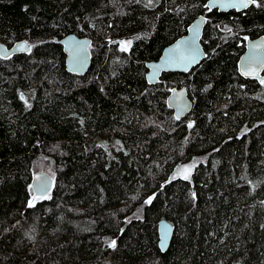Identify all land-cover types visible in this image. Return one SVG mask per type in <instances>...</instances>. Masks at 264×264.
<instances>
[{"label": "trees", "instance_id": "obj_1", "mask_svg": "<svg viewBox=\"0 0 264 264\" xmlns=\"http://www.w3.org/2000/svg\"><path fill=\"white\" fill-rule=\"evenodd\" d=\"M201 15L207 57L149 85L146 63ZM70 34L92 42L83 75L66 69ZM262 35L264 0H0V43L31 47L0 56V264H264V83L238 69ZM173 87L194 102L182 120ZM45 156L57 180L33 202Z\"/></svg>", "mask_w": 264, "mask_h": 264}, {"label": "water", "instance_id": "obj_2", "mask_svg": "<svg viewBox=\"0 0 264 264\" xmlns=\"http://www.w3.org/2000/svg\"><path fill=\"white\" fill-rule=\"evenodd\" d=\"M244 2L246 0H207V7L209 12L213 10L241 12L254 4L249 3L248 7H243ZM207 23V16H199L191 23L185 35L163 50L158 60L146 63L148 69L146 79L149 85H157L164 74L188 73L202 63L207 57L202 45ZM61 43L66 56L67 71L78 75L85 74L92 63L91 40L70 34L63 38ZM30 50L31 47L26 41L17 42L10 48L0 43V56L5 59L17 54L29 53ZM238 69L242 77L264 83V35L246 38V50L239 60ZM167 103L177 120H182L189 115L194 106L187 87L171 88ZM31 188L35 197L46 198L54 190V179L46 172H35L32 176ZM174 232L175 227L171 222L166 219L160 220L158 223L159 248L163 253L169 249Z\"/></svg>", "mask_w": 264, "mask_h": 264}, {"label": "rangeland", "instance_id": "obj_3", "mask_svg": "<svg viewBox=\"0 0 264 264\" xmlns=\"http://www.w3.org/2000/svg\"><path fill=\"white\" fill-rule=\"evenodd\" d=\"M130 44L131 43L129 41H125V43H123L122 48L124 50H129ZM195 165H196L195 163L191 162V163L179 166L175 171L176 177H179V178L190 177ZM35 172L48 173L54 179V186H55V183L57 180L56 173H55V167H54L53 162L47 159L46 156L37 160V163L34 165V169H33V173ZM38 199H41V198H37L33 196V202L38 201Z\"/></svg>", "mask_w": 264, "mask_h": 264}, {"label": "snow or ice", "instance_id": "obj_4", "mask_svg": "<svg viewBox=\"0 0 264 264\" xmlns=\"http://www.w3.org/2000/svg\"><path fill=\"white\" fill-rule=\"evenodd\" d=\"M249 3H256V0H246V2H244V3L242 4V6H243V7H248V4H249ZM185 179H187V177H185ZM149 202H150V201H149ZM29 206H31V204H30ZM112 246H113V247L115 246V242H114V241H113Z\"/></svg>", "mask_w": 264, "mask_h": 264}, {"label": "bare ground", "instance_id": "obj_5", "mask_svg": "<svg viewBox=\"0 0 264 264\" xmlns=\"http://www.w3.org/2000/svg\"><path fill=\"white\" fill-rule=\"evenodd\" d=\"M241 12H243V11H241Z\"/></svg>", "mask_w": 264, "mask_h": 264}, {"label": "flooded vegetation", "instance_id": "obj_6", "mask_svg": "<svg viewBox=\"0 0 264 264\" xmlns=\"http://www.w3.org/2000/svg\"><path fill=\"white\" fill-rule=\"evenodd\" d=\"M7 59V58H6Z\"/></svg>", "mask_w": 264, "mask_h": 264}]
</instances>
